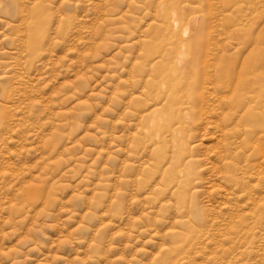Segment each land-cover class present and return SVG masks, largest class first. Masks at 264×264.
<instances>
[{
    "label": "rangeland",
    "instance_id": "1",
    "mask_svg": "<svg viewBox=\"0 0 264 264\" xmlns=\"http://www.w3.org/2000/svg\"><path fill=\"white\" fill-rule=\"evenodd\" d=\"M0 264H264V0H0Z\"/></svg>",
    "mask_w": 264,
    "mask_h": 264
},
{
    "label": "bare ground",
    "instance_id": "2",
    "mask_svg": "<svg viewBox=\"0 0 264 264\" xmlns=\"http://www.w3.org/2000/svg\"><path fill=\"white\" fill-rule=\"evenodd\" d=\"M231 75V74H230ZM226 82V81H225ZM230 88V87H229ZM234 89V88H233ZM237 91H238V89H237ZM230 116V115H229ZM227 120V119H226ZM234 162V161H233ZM227 163H229V162H227ZM226 163V164H227ZM232 165H233V163H232ZM235 166V165H234ZM234 169V168H233ZM230 170H232V168L230 169ZM235 177V176H234ZM263 201V200H262ZM260 202V203H259ZM259 202H257V207L259 208V209H262L263 207H262V205H261V201L259 200ZM263 203V202H262ZM254 204H255V202H254ZM255 206V205H254ZM256 208V207H255ZM253 213H255V212H253Z\"/></svg>",
    "mask_w": 264,
    "mask_h": 264
}]
</instances>
